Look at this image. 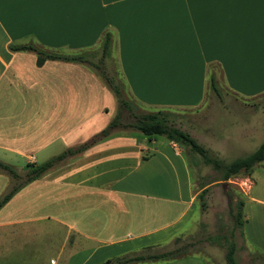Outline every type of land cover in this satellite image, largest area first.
Segmentation results:
<instances>
[{"label":"crops","instance_id":"crops-1","mask_svg":"<svg viewBox=\"0 0 264 264\" xmlns=\"http://www.w3.org/2000/svg\"><path fill=\"white\" fill-rule=\"evenodd\" d=\"M107 33L136 101L199 108L210 78L219 91L224 79L225 90L240 93L227 103L240 101L255 114L230 133L224 128L229 149L250 153L264 141V109H253L264 94V0H0V161L18 174L0 168V197L20 169L99 132L116 105L90 66L37 65L36 51L13 47L75 55ZM160 136L111 133L23 184L0 208V258L13 254L27 264L35 244L50 248L54 263L100 264L189 233L185 218L196 196L190 165L180 145ZM253 168L242 234L250 252L264 255V175ZM204 257L132 264H208Z\"/></svg>","mask_w":264,"mask_h":264},{"label":"rangeland","instance_id":"rangeland-1","mask_svg":"<svg viewBox=\"0 0 264 264\" xmlns=\"http://www.w3.org/2000/svg\"><path fill=\"white\" fill-rule=\"evenodd\" d=\"M101 42L102 41H100L99 44L93 45L91 50H87L83 54L92 63H97L99 69L93 66L90 67L100 76L103 82L104 79L101 75V71L111 77L113 85L118 87V93L115 92L113 88L110 89L112 92V101H114V99L116 101L115 111L118 108L120 100L127 101L128 109L124 110V112L128 114L130 119H132L131 116L133 115L161 111L169 125L176 126L188 132L205 149L206 155L217 160L221 167L234 158L249 153L247 149H229V142L231 140H229L227 134L245 125L246 115H248L249 118H254V111H251L250 105L242 104L240 101H233L230 104L227 103L225 100L226 97H240V93H233L227 89L225 90L221 84L222 82L224 83V79L218 82L221 86L220 88H222L221 91L218 90V94L212 90L211 85L209 86L204 94L206 101L204 105H201L199 108L148 107L136 101L123 83L120 76L115 46L112 48L110 47L107 56H102ZM260 107L264 109V94L262 101L255 104L253 109L258 110ZM224 128L227 129L228 133ZM132 132L140 133L133 128L115 129L112 133ZM237 135L240 140L244 139V131H242V133L239 131ZM256 147L253 145L249 150H253ZM182 148L190 165L192 188L196 193L193 205L191 206L188 216L185 218V226L191 231L182 237H178L177 239L174 238L172 242L142 246L133 249L126 255L142 252L146 248L150 251H163L185 245V252H196L206 256V258H204L208 264H226L225 252L228 244L233 243L234 258L237 264H264V257L262 254L254 251L250 252L246 247V242L242 234V226L236 223L234 216L238 208V201H243L244 189L247 190L250 186L251 182L245 179L248 174L239 172L232 175L227 180H222L221 168H214L201 154L191 150L188 146H183ZM263 164L264 160L257 163L253 168L257 177L264 175ZM25 171V169H20L18 171L20 178L13 179V183H17L21 179L23 180ZM212 183L214 184L212 185ZM223 184H225V186ZM258 187H261V191H264V182L260 179ZM203 188H206V191L203 197L200 198L198 194ZM202 203H204V205H202ZM3 247L4 251H6L5 245H3ZM33 253L35 254L33 255ZM50 258H55L50 248L46 246L44 249H40V247L34 244V248L30 252V255H28L29 263L27 264H60L58 261L55 263L50 261ZM20 261L21 257H16V255L13 254L10 257L5 256V258H0V264H26ZM179 261L180 259L177 258L158 263L179 264ZM217 261H219V263H216Z\"/></svg>","mask_w":264,"mask_h":264},{"label":"trees","instance_id":"trees-1","mask_svg":"<svg viewBox=\"0 0 264 264\" xmlns=\"http://www.w3.org/2000/svg\"><path fill=\"white\" fill-rule=\"evenodd\" d=\"M110 44H111L110 34L107 33L101 42L102 56L108 55ZM13 48L14 49H30V50L36 51V54H37L36 64L37 65H41L42 62L46 59H60L64 61H75V62L84 63L88 66H93L99 69V66L97 65V63H92L88 58L85 57L83 53L75 54V55H62V54H57V53H52V52L51 53L45 52V51L35 48L32 45H16ZM101 75L104 79L105 84L110 89L113 88V90L118 93L119 91L118 87L116 85H113L112 78L109 77L103 71H101ZM210 85H211L212 90L218 94L219 91L215 85L213 77L210 78ZM127 109H128L127 101L120 100V103L118 105V108L115 111L114 116L110 119L107 125L104 128H102L99 132L93 134L88 140H86L85 142L75 147H69L41 163L28 164V168L25 171L24 180L22 182L13 183L10 189L0 197V208L11 198V196L23 184L39 177L40 175H42L44 172L49 170L52 166H54L55 164H57L59 161L66 158L67 156L75 154V153H79L85 150L86 148H88L90 145L94 144L95 142L109 136L115 129L133 128L145 136L163 135L168 140H171L177 143L181 147L188 146L191 150L196 151L199 154H201L208 163H211L213 165L214 168L216 169L221 168L222 169V177H221L222 180H227L232 175H235L239 172H245L249 174L255 164L260 163L261 161L264 160V141H263L252 152L244 156H241V157H236L233 160H231L229 163L221 167L220 163L217 160L212 159L206 155L205 149L188 132L176 126L169 125L166 122L164 114L161 111L133 115L131 116L132 119H130L128 117V114L124 112V110H127ZM0 168L8 172L13 178L18 177V174L16 173V171L9 164H6L0 161ZM263 169H264V164H263ZM205 191H206V188H203L198 194V196L202 198ZM202 205H204V203H202ZM237 205H238V208L234 216H235L236 223L242 226L244 222L243 213H242L243 201L242 200L238 201ZM147 249L148 248H146L142 252H137V253H133L129 255H123L120 257H116L114 259H108L101 264H132L135 262L167 260V259H171L176 256L187 253L184 251L185 245H181L179 247H174L172 249L163 250V251H150ZM262 256L264 257V255ZM225 261H226V264H237L234 258L233 243L228 244L227 250L225 252Z\"/></svg>","mask_w":264,"mask_h":264},{"label":"water","instance_id":"water-1","mask_svg":"<svg viewBox=\"0 0 264 264\" xmlns=\"http://www.w3.org/2000/svg\"><path fill=\"white\" fill-rule=\"evenodd\" d=\"M26 168V167H25ZM225 186V184H223Z\"/></svg>","mask_w":264,"mask_h":264}]
</instances>
